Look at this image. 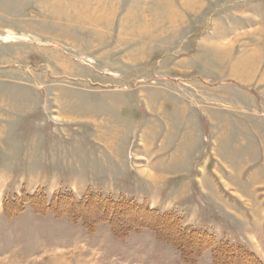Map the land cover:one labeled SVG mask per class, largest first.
<instances>
[{"label": "rangeland", "instance_id": "374dc122", "mask_svg": "<svg viewBox=\"0 0 264 264\" xmlns=\"http://www.w3.org/2000/svg\"><path fill=\"white\" fill-rule=\"evenodd\" d=\"M0 264H264V0H0Z\"/></svg>", "mask_w": 264, "mask_h": 264}]
</instances>
